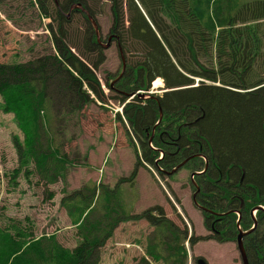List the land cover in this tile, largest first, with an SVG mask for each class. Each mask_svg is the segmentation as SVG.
<instances>
[{
	"label": "trees",
	"instance_id": "16d2710c",
	"mask_svg": "<svg viewBox=\"0 0 264 264\" xmlns=\"http://www.w3.org/2000/svg\"><path fill=\"white\" fill-rule=\"evenodd\" d=\"M100 2L110 5L108 36L114 35L112 43L124 57L119 55L125 66L121 79L105 84L121 106L115 116L126 123L133 140L136 163L130 179L139 167L163 178L186 159L195 170L196 165L198 171L205 168L195 178L200 188L196 202L208 211L202 214L205 229L216 226L222 235L203 238L234 241L236 212L239 227L247 230L252 208L264 207V31L259 34L264 0L241 5L238 0H58V7L52 0H35L39 13L56 25H48L53 52L23 64H0L2 112L13 116L22 135L21 141L12 138L19 167L12 170L11 180L22 171L31 175V163L46 184L61 178L66 163L47 134L54 97L71 111L94 100L105 104L96 77L103 49L87 16L78 10L69 16L80 14L87 27L81 44L74 45L66 14L80 4L95 21L102 13ZM156 78L163 81V93L139 99L136 93L147 92ZM159 111L162 117L156 125ZM96 191L88 190L89 197L68 206L79 237L75 247L61 246L57 233L26 241L23 234L13 239L0 229V264H99V251L120 216L110 209L103 220L89 221ZM109 192L107 202L116 194ZM74 213L78 215L73 219ZM137 217L153 228L138 264H188L185 242L193 246V239H203L188 237L159 206ZM255 217L257 229L244 239V247L249 264H264V211Z\"/></svg>",
	"mask_w": 264,
	"mask_h": 264
},
{
	"label": "rangeland",
	"instance_id": "374dc122",
	"mask_svg": "<svg viewBox=\"0 0 264 264\" xmlns=\"http://www.w3.org/2000/svg\"><path fill=\"white\" fill-rule=\"evenodd\" d=\"M238 1L241 5L263 0ZM34 2L0 0V64H23L53 52L48 25L55 29L56 25L39 13ZM47 4L51 10L50 2ZM99 6L102 13L96 15L95 22L105 43L112 15L108 3L100 2ZM68 20L70 40L79 46L87 23L78 13L71 14ZM262 31L264 23L259 34ZM101 52L104 62L96 77L103 89L105 104L94 100L78 111H71L54 97L48 109L47 134L53 148L66 163L61 178L52 184L39 179L32 163L29 165L31 175L26 176L22 171L11 180L12 170L19 167L12 138L17 136L21 141L22 135L13 116L2 112L0 97V229L13 239L17 233L23 234L26 241L57 233L56 241L64 248L72 249L79 237L67 214L68 206L76 204L81 196L89 197L88 190L95 188L97 200L89 221L103 220L110 209L120 216L111 237L99 251V264H138L153 236V228L137 215L155 206L161 207L166 217L178 227L186 229L191 239L210 236L203 226L202 213L192 200L195 187L191 174L203 170L198 171L197 165L196 170L194 166L186 165L171 177L160 178L151 168L139 167L135 178L130 179L136 163L133 140L126 123L116 118V114H121V106L105 84L108 81L111 85L113 77L119 76L122 63L115 42ZM156 81L159 86L153 89ZM153 82L147 92H137L142 96L141 100L163 93L162 79L156 78ZM194 82L196 85L199 79ZM109 191L116 194L107 202ZM75 192L80 195L74 196ZM77 215L74 213L72 218ZM125 216H129L128 219H124ZM111 217L116 218L114 214ZM193 241V246L188 242L184 244L188 264H197L199 259L205 264H241L235 237L234 241L224 243L205 238L197 243L195 239Z\"/></svg>",
	"mask_w": 264,
	"mask_h": 264
},
{
	"label": "water",
	"instance_id": "95a60500",
	"mask_svg": "<svg viewBox=\"0 0 264 264\" xmlns=\"http://www.w3.org/2000/svg\"><path fill=\"white\" fill-rule=\"evenodd\" d=\"M54 5L56 7H58V0H52ZM70 11L72 10H79V11H82L84 12L87 16H88V13L81 7V5L79 4H74L70 7L69 9ZM69 14H67V17H68ZM88 22L90 23L91 25V28L93 29V32L95 34V38H96V44L99 45L103 50H107L108 48H110L111 46V43H112V37L109 36L107 37V40L105 43L102 42V39H101V34H100V29L98 28L96 22L88 16ZM124 62L122 61V70H121V73L120 75L118 76V78L115 80V81H118L119 79H121L122 75H123V72H124ZM114 84V82H112L111 86ZM140 99H142V96L139 95ZM130 99L133 98V95H131L129 97ZM161 112H160V115H159V121L156 123V125L159 124L160 120H161ZM151 140V138H150ZM189 161V159H186L184 160L181 164H179L177 167H175L173 170H171L170 172H166V177H171L172 175H174L175 173H177L182 167L185 166V164ZM196 174V173H194ZM194 174H191V180H192V184L193 186L195 187V192L193 193L192 195V199H193V202L194 204L196 205V201H195V198H196V183L193 181V177H194ZM242 237H243V234L240 233L237 237V244H238V250L240 252V256H241V261H242V264H247L246 262V255H245V252L243 250V247H242ZM197 264H205L202 260H198L197 261Z\"/></svg>",
	"mask_w": 264,
	"mask_h": 264
},
{
	"label": "bare ground",
	"instance_id": "6f19581e",
	"mask_svg": "<svg viewBox=\"0 0 264 264\" xmlns=\"http://www.w3.org/2000/svg\"><path fill=\"white\" fill-rule=\"evenodd\" d=\"M80 5V4H79ZM82 7V6H81ZM83 8V7H82ZM84 9V8H83ZM85 10V9H84ZM73 11V10H72ZM79 11V10H78ZM86 11V10H85ZM70 10L68 11V13L67 14H70ZM82 12V11H81ZM87 12V11H86ZM83 14H85L84 12H82ZM88 13V12H87ZM86 15V14H85ZM69 16V15H68ZM87 16V15H86ZM88 16L90 17V15H89V13H88ZM88 16H87V19H88ZM113 36V35H112ZM111 36V37H112ZM121 54V57L122 58H124L123 57V55H122V53H120ZM125 69V68H124ZM121 70H122V68H121ZM121 73V72H120ZM124 73V72H123ZM120 75V74H119ZM123 76V75H122ZM197 80V79H196ZM159 82L158 81H156V82H153V85H152V88L153 89H156L159 85ZM161 86V85H160ZM218 86V85H217ZM159 115H160V111H159ZM159 121V120H158ZM205 167H206V165H205ZM205 172V168H204V170L202 171V172H198V173H196V176H199V175H201L202 173H204ZM200 193V188L197 186V184H196V195H198ZM196 206H197V208L199 207V208H201L200 206H199V204L196 202ZM198 208V209H199ZM259 211H264V207H262V206H256V207H254V208H252V210L250 211V215H251V220H252V226H251V228H249V229H247V230H242L240 227H239V221H240V214L238 213V212H236V215H237V220H236V235L234 236L235 237V242H236V246H237V250H238V244H237V237H238V235L240 234V233H242L243 234V237H242V247H243V250H244V252H245V255H246V262H247V264H249V261H248V257H247V253H246V250H245V247H244V243H243V241H244V238L245 237H247L253 230H255V228H256V226H257V221H256V217L255 216H253V213H256V212H259ZM216 215H221V216H223V215H225V214H216ZM209 235V234H208ZM238 253H239V257H240V263L242 264V261H241V256H240V252H239V250H238ZM199 260H201V259H199ZM198 261V260H197Z\"/></svg>",
	"mask_w": 264,
	"mask_h": 264
},
{
	"label": "flooded vegetation",
	"instance_id": "af4514ba",
	"mask_svg": "<svg viewBox=\"0 0 264 264\" xmlns=\"http://www.w3.org/2000/svg\"><path fill=\"white\" fill-rule=\"evenodd\" d=\"M110 36H112V35H110ZM114 36V35H113ZM112 36V37H113ZM112 39H114V38H112ZM118 50H120L119 48H117ZM119 52V55H120V53H121V51H118ZM194 173H196V172H193L192 174H194ZM196 177L194 176L193 177V180L195 179ZM194 182L196 183V179L194 180ZM201 208H199V210L201 211V213L202 214H208V211L203 207V206H201V205H199ZM215 213V212H214ZM218 214H223V213H218ZM217 216H221V215H217ZM217 216H214V218H216ZM258 225V224H257ZM203 226H204V223H203ZM205 228V227H204ZM255 229H257V226H256V228ZM205 231H208L207 229H205ZM209 233V235L210 236H213V235H217V236H221L222 234H219L220 233V231H218L217 229H216V226H211V228H210V230L208 231ZM254 232V230L249 234V235H251L252 233ZM236 235V234H235ZM248 235V236H249ZM246 238V237H245ZM244 238V239H245Z\"/></svg>",
	"mask_w": 264,
	"mask_h": 264
}]
</instances>
